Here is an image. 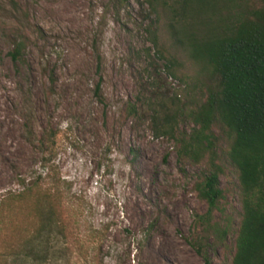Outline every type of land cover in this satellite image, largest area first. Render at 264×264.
<instances>
[{
  "label": "rangeland",
  "instance_id": "374dc122",
  "mask_svg": "<svg viewBox=\"0 0 264 264\" xmlns=\"http://www.w3.org/2000/svg\"><path fill=\"white\" fill-rule=\"evenodd\" d=\"M15 1L20 10L0 0V25L25 28L30 42L14 62L0 34V203L37 177L58 191L66 241L53 244L66 250L44 264H231L239 222L234 175L219 180L232 232L222 243L208 240L204 262L189 245L198 233L194 218L206 210L193 190L203 164L180 159L174 141L155 139L142 107L154 94L186 102L185 88L199 76L175 41L170 1L158 15L135 0ZM148 15L164 57L181 65L180 81L155 56L144 31ZM128 104L137 105L135 116ZM50 131L55 146L42 165L37 141ZM27 206L15 203L11 214L0 208V264L15 259L12 246L35 227Z\"/></svg>",
  "mask_w": 264,
  "mask_h": 264
},
{
  "label": "trees",
  "instance_id": "16d2710c",
  "mask_svg": "<svg viewBox=\"0 0 264 264\" xmlns=\"http://www.w3.org/2000/svg\"><path fill=\"white\" fill-rule=\"evenodd\" d=\"M146 5L149 14L158 15L165 0H135ZM170 27L176 42L198 68V79L185 88L182 102L178 95L154 94L142 104L149 115L152 136L164 137L178 145V157L192 164H203L193 185L198 200L206 210L194 218L196 239L190 247L207 262L209 239L222 243L232 232L231 218L225 217V190L219 185L221 175H234L239 222L234 232L231 264H264V0H168ZM217 1V0H216ZM14 10L18 2L9 0ZM23 16L26 11L21 10ZM148 34L156 58L165 61L164 72L181 80L176 58H165L156 35V20H149ZM40 37L43 38L39 30ZM25 28L0 25V34L10 41L8 56L18 61L30 42ZM178 71V70H177ZM53 82V78H51ZM98 86L95 88L97 92ZM137 105L128 104L129 116L137 114ZM191 124L189 131L180 123ZM56 134L42 133L37 152L42 165L49 163ZM58 191L43 188L37 177L17 194L9 193L0 203L2 213H13L11 205L26 201L28 215L36 219L22 241L12 246L15 259L9 264H44L58 261L55 239L66 241L65 230L55 202ZM224 220L214 221V213ZM11 248V249H12Z\"/></svg>",
  "mask_w": 264,
  "mask_h": 264
}]
</instances>
